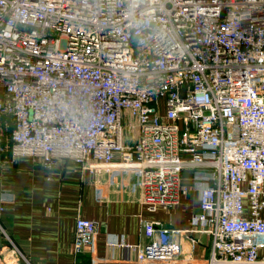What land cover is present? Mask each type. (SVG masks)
<instances>
[{"label":"built area","instance_id":"obj_1","mask_svg":"<svg viewBox=\"0 0 264 264\" xmlns=\"http://www.w3.org/2000/svg\"><path fill=\"white\" fill-rule=\"evenodd\" d=\"M4 154L81 173L118 158L150 210L192 172L199 213L144 221L137 264H182L175 238L195 233L211 252L191 264H264V0H0ZM97 233L76 218L74 253Z\"/></svg>","mask_w":264,"mask_h":264},{"label":"crops","instance_id":"obj_2","mask_svg":"<svg viewBox=\"0 0 264 264\" xmlns=\"http://www.w3.org/2000/svg\"><path fill=\"white\" fill-rule=\"evenodd\" d=\"M119 162L117 158L109 166L90 164L81 173L73 164L59 162L46 170L31 157L11 160L8 154L1 155L0 197L8 194L10 199L0 200V227L9 239L0 231V264H137L145 243L144 221L165 229L189 227L200 210L199 194L192 187L195 174L183 172L188 192L177 203L150 210L133 188L137 174ZM76 218L98 225L92 247L81 254L72 246ZM260 218L264 220V210ZM175 242L185 257L182 264L211 252V238L203 233L178 236Z\"/></svg>","mask_w":264,"mask_h":264},{"label":"rangeland","instance_id":"obj_3","mask_svg":"<svg viewBox=\"0 0 264 264\" xmlns=\"http://www.w3.org/2000/svg\"><path fill=\"white\" fill-rule=\"evenodd\" d=\"M127 123L123 122V131L125 135H133L132 132L130 130L127 129V127H129V121H126ZM133 131V129H132Z\"/></svg>","mask_w":264,"mask_h":264}]
</instances>
